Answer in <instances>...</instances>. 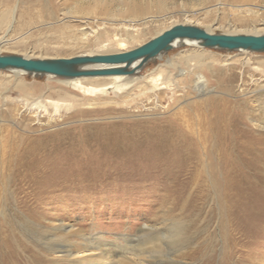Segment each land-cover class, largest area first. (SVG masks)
<instances>
[{"label":"bare ground","instance_id":"obj_1","mask_svg":"<svg viewBox=\"0 0 264 264\" xmlns=\"http://www.w3.org/2000/svg\"><path fill=\"white\" fill-rule=\"evenodd\" d=\"M29 1L34 4L49 2L50 0ZM7 3L8 1H6V5ZM15 8L16 5L0 11V27L4 25L1 27L3 30L0 34V47L7 43L4 36L10 29L11 19H14ZM28 13H30V10L26 9L23 14ZM188 25L194 24L188 23ZM111 26L113 27L112 29L118 31L120 29L126 30L125 28L132 25L120 22L117 25L111 24ZM166 29L160 30L156 35ZM206 29L204 30L209 33H219L210 32ZM70 33L72 32H67V34L64 32V38L71 37L73 34ZM90 33L92 35L94 31L90 30ZM90 33H83L85 36L79 39L86 43L89 40ZM114 41L121 46L126 45L125 39L117 38ZM183 45L202 48L197 50H213L201 47L193 41L184 40L173 43L174 47ZM130 49L113 52L106 50L100 53L88 52L74 56L119 53ZM222 51L257 53L249 50ZM164 53L149 60L132 74L72 77L41 75L63 80L71 90L82 94L91 93L94 96L96 95L97 98H100L101 96L99 97V95L103 94L105 99L102 102H93L95 105H100L101 109L96 108L93 111L82 109V114H74L73 116L80 118L75 125L58 129L53 127L54 130L49 129L36 134L33 133L36 130L48 129L51 126L50 124L55 125L58 121L64 120V117L68 119L70 117L68 114L74 106L91 105L93 103H85L86 101L76 97L71 90L64 92L53 89V93L60 95L57 99H51L48 93L44 96L34 95L35 97H31V86L22 79V75L26 73L19 70H4L12 71L17 75L14 88L19 90L22 96L18 98L14 95L2 96L0 94V204L2 202L3 208L5 201L16 200L13 198L18 194L17 192L22 190V184H29L30 187L31 185H36V189H41L40 192L44 189L52 192L57 186L66 187V184H58L65 181L67 186H77L79 192L87 194L90 190L95 189L94 187L98 184H103L104 187H107L111 183L114 184L113 179L121 178V180L125 181L134 173L132 170L135 168H143L144 175L152 172V169L159 168V170L162 169L161 175L176 180L187 171L188 165L192 162L193 156L191 152L200 150L206 156L210 152L214 155L220 180L219 204L227 210H235L234 220L231 223L232 232L239 234V237H241L247 230L253 229L255 224L253 225L251 223L253 220L250 221V219L256 213L254 208L264 205V174L260 173L264 172V126L259 125L262 122L261 120L264 119V113L260 114L252 108L249 109L248 107L247 109L245 107L248 104L246 103L248 97L253 95L250 94L251 90H237L235 92L229 82L232 79L229 78L225 79L227 83L224 89H218L223 86V83L216 79L211 83V77L213 76L210 75L207 78L202 73L205 79L206 91L210 92L211 96L203 99L201 103L192 104L181 109L182 100L176 97L178 92H183L186 87L181 85L183 84L182 82L179 83V78L182 75L187 76L190 74V77H192L190 79V83L193 84L192 88L200 92L202 88L198 83L201 81L199 77L193 76V70L201 68L202 64L187 63L188 72L183 74V71L179 70L174 75L166 70L170 65L175 66L174 62L171 63V59L168 58L158 63L150 73H145L144 67L149 62L156 61ZM260 53L264 54V52ZM196 57H199V55L187 57V61H193ZM137 63L138 61L133 64ZM122 65L97 63L86 64L82 68ZM6 87L7 83L0 84V89L3 90ZM135 88L137 90L136 93L132 91ZM161 94L166 99L162 100L160 105L164 111L160 117H154L147 113L141 114L142 118H136L137 113L141 109L150 111L159 106L158 101ZM150 101H153L154 107H145L144 103ZM258 104L264 105V100L262 103L259 101ZM166 105H171L172 107L170 108ZM79 113L81 112L79 111ZM149 115L151 116L147 118L146 116ZM106 119L109 120L105 121ZM122 153L125 157L122 156ZM67 160L73 161V165L66 166L62 163ZM119 161L124 162L125 167L116 168L115 173H109V169L113 168L114 170L115 166L118 165L117 163L120 166ZM169 166H173L176 169H169ZM190 169L192 168L190 167ZM104 180L107 181L104 182ZM186 180L193 183V187H195L196 176L190 175ZM180 183L181 181L179 182L177 179L174 184L172 183V187H180ZM29 185L26 186L29 187ZM66 191L70 192L72 190ZM193 195L195 194L193 193ZM258 196L263 199V201H260L261 203H258L255 199ZM19 204L24 206V200L21 202L16 201L15 205ZM253 210L255 213H253ZM240 213L243 216H240ZM1 217L3 218L4 226L8 227L9 219L4 213H2ZM163 221H167L168 224L164 223L163 227L143 224L132 235L125 237L120 235V240L118 241L121 243L118 242V244H111L105 241L99 242L100 236L96 233L85 234L81 231L77 233L73 231L71 233L67 230L65 234H69L76 241L66 242L68 241L66 236L56 234L52 238L54 242L51 245L47 242L42 247L46 253L45 256H51L52 260L58 264H196L175 259V257H178L176 255L178 253L182 258H194L199 253L190 249L184 251L192 243V236L187 234V231L180 227L182 223L178 224L175 219L167 218ZM246 222L249 223L245 224ZM53 229L64 231L63 226H54ZM91 231H93L92 228ZM27 233L28 230L25 228L20 230L22 236ZM233 236L231 240H234L235 244L232 249L230 248L231 250L229 249L228 252L230 254L227 252L225 256H222V264H264V254H252L249 253V250H247V254L250 255L241 253L244 251L241 247L245 242L242 238L240 241V239H234ZM237 241L242 244H236ZM16 243L14 244L12 241L11 245L7 246V256L2 259L1 264H8V262L18 258L16 252L19 251L20 253V251H23ZM108 246L113 247L112 251H108ZM39 254H41L40 250L34 254L36 262L42 261ZM198 264H213V262L204 257V259L199 260Z\"/></svg>","mask_w":264,"mask_h":264},{"label":"rangeland","instance_id":"obj_2","mask_svg":"<svg viewBox=\"0 0 264 264\" xmlns=\"http://www.w3.org/2000/svg\"><path fill=\"white\" fill-rule=\"evenodd\" d=\"M6 1H8L7 5ZM29 3H31L29 0H0V11L16 5L13 14L14 19H11L10 29L4 36L7 43L0 47V54H16L31 58H56L88 52L100 53L106 50L108 52L121 51L133 48L147 41L160 30L179 23L194 24L204 29L207 28L210 32L227 34L264 33V0H50L49 2H39L40 4ZM26 9H29L30 13L23 14ZM120 22L132 26L125 28L126 30L115 31L112 29L111 24L117 25ZM1 27L0 34L3 30ZM90 30L94 31L92 35ZM64 32L66 34L72 32L70 34L74 36L64 38ZM83 33H90L89 40L86 43L79 39L85 36ZM117 38L125 39L126 45L116 44L114 40H117ZM197 49L202 48H196L192 45L175 47L160 56L156 60L157 62L155 60L149 62L144 67V72L150 73L158 63L168 58L171 59V63L174 62L175 66L170 65L166 70L174 75L179 70H182L183 74L188 72L187 63L202 64L201 68L193 70V76L199 77L201 81L198 83L202 88L200 92L192 88L190 74L187 76L182 75L179 78V83L182 82L181 85L186 87L183 92H178L176 97L182 100L181 109L192 104L201 103L203 99L211 96L210 92L206 91L203 76L208 78L212 75L211 83L215 79L223 83V86L218 89L223 90L227 83L225 79L229 78L232 79L229 82L235 92L237 90H251L250 94L253 95L248 97L246 102L248 104L245 107L247 109L248 107L249 109L252 108L260 114L264 113V105L258 104L259 101L262 103L264 100L263 53ZM196 55H199V57L194 58L193 61H187V57ZM22 79L31 86V97L44 96L48 93L51 99H57L60 95L53 93V89L64 92L71 90L63 80L49 78L48 76L23 74ZM16 80L17 75L12 71L0 70V84L7 83L5 89H0V94L2 96L14 95L20 98L22 94L14 88ZM72 91L76 97L86 101L85 103L102 102L105 99L103 94L99 95L100 98H97L96 95L94 96L91 93L82 94ZM132 91L137 92L136 88ZM165 99L166 97L161 94L158 101L159 106L150 111L141 109L136 118H142L140 115L147 113L154 117H160L164 112L160 105L162 100ZM144 104L147 108L154 107L153 101ZM166 106L172 107L171 105ZM100 107L95 103L74 106L68 114L71 119L64 117V120L58 121L57 124H50L51 126L48 129L36 130L33 133H42L49 129L52 130L53 127L54 129L71 127L80 119L73 116L74 114H82V109L93 111L96 108L101 109ZM151 115L146 117L149 118ZM107 120L109 119L105 121ZM261 121L259 125L264 126V119ZM244 127L246 128V126ZM191 155L193 160L188 165L187 171L177 178L182 184L180 183V187L177 186L176 188L172 186L177 179L161 175L162 169L159 170V168L152 169V172L147 175H144L143 168H135L132 170L134 173L127 178L128 180L113 179L114 184L111 183V186L107 187L98 184L94 187L95 189L90 190L87 194L79 192L77 186H67L65 181L58 184H66V187L57 186L52 192L47 191V189L40 192L41 189H36V185L30 187L29 184H22V190L17 192L18 194L13 198L16 199L15 201H5L4 208L2 202V205L0 204L2 206V208L0 206V262L3 258H6L7 246L11 245L12 241L14 244L17 242L16 244L23 251L16 252L18 258L13 259L8 264H12V262L13 264H58L52 260L51 256H45L46 253L42 247L47 242L51 245L54 242L52 238L56 234L66 236V240H68L66 242H73L75 238L69 234L66 235L65 231L69 230L71 233L81 231L85 234L96 233L100 236L99 242L105 241L118 244L120 235L124 237L132 235L143 224L163 227L164 223H167L163 220L167 218L175 219L178 224L182 223L180 227L192 236L193 244L188 245L184 251L190 249L199 252L194 258H182L178 253L176 254L178 257H175L176 260L198 264L199 260L205 257L210 259L213 264H222V256H225L235 244L234 240H231L232 235H234V239H240L241 241L242 238L245 242L244 244L240 241L236 242L238 245H243L241 249L244 251H240L241 253L247 254V250H249V253L252 254H264V205L256 206L254 208L256 213L253 210L255 214L250 219V221H254L251 223L255 224L253 229L247 230L241 237H239V234L233 233L231 223L234 220L235 210H227L219 204L220 180L214 155L210 152L206 156L200 150H194ZM122 156L125 157L123 153ZM62 163L71 166L74 162L67 160ZM117 164L114 170L113 168H110V171L108 170L109 173H115L117 169L125 167L124 162H120V166L119 163ZM121 164L123 165L121 166ZM169 169L175 170L176 168L169 166ZM260 173L264 174V172ZM190 175L197 177L195 187H193V183L186 180ZM106 181L104 180V182ZM26 185H29V187ZM34 186L35 188H33ZM66 190L72 191L67 192ZM1 197L3 198V196ZM255 199L258 203L263 201L261 196ZM23 200L24 206L22 204L15 205L16 201L21 202ZM2 213L9 219L10 225L8 224V227L4 226ZM239 215L243 216L241 213ZM247 223L249 222L245 224ZM54 226H63L64 231L61 229L54 230ZM22 228L28 230V233L24 234L25 236L20 234ZM91 228L93 231H91ZM108 247V251H112L113 247ZM38 250H40L39 257L42 261L36 262L34 254L38 253Z\"/></svg>","mask_w":264,"mask_h":264},{"label":"water","instance_id":"obj_3","mask_svg":"<svg viewBox=\"0 0 264 264\" xmlns=\"http://www.w3.org/2000/svg\"><path fill=\"white\" fill-rule=\"evenodd\" d=\"M193 41L197 45L217 50H249L264 52V34L209 33L203 28L176 24L143 44L128 51L56 58H26L16 54H0L1 70H19L31 75L58 77L132 74L149 60L173 48L175 41ZM138 61L137 64H133ZM123 64L122 66L82 68L86 64Z\"/></svg>","mask_w":264,"mask_h":264}]
</instances>
